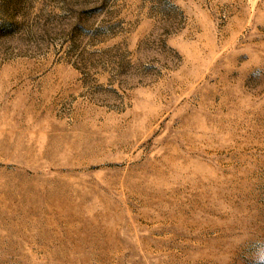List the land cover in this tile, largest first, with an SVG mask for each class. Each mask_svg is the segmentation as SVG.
Listing matches in <instances>:
<instances>
[{
	"label": "rangeland",
	"instance_id": "1",
	"mask_svg": "<svg viewBox=\"0 0 264 264\" xmlns=\"http://www.w3.org/2000/svg\"><path fill=\"white\" fill-rule=\"evenodd\" d=\"M0 264H264V0H0Z\"/></svg>",
	"mask_w": 264,
	"mask_h": 264
}]
</instances>
